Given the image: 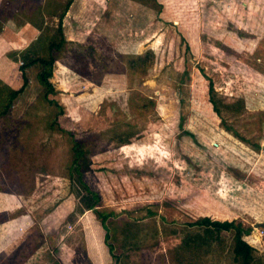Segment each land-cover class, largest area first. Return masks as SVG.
I'll list each match as a JSON object with an SVG mask.
<instances>
[{
	"label": "rangeland",
	"instance_id": "obj_1",
	"mask_svg": "<svg viewBox=\"0 0 264 264\" xmlns=\"http://www.w3.org/2000/svg\"><path fill=\"white\" fill-rule=\"evenodd\" d=\"M65 1L0 0L4 83L22 85L39 32L27 6L48 3L52 34ZM63 25L47 96L61 108L35 63L0 114V264H116L99 209L115 212L122 264H233L232 232L189 224L200 216L250 227L264 262V0H73Z\"/></svg>",
	"mask_w": 264,
	"mask_h": 264
},
{
	"label": "trees",
	"instance_id": "obj_2",
	"mask_svg": "<svg viewBox=\"0 0 264 264\" xmlns=\"http://www.w3.org/2000/svg\"><path fill=\"white\" fill-rule=\"evenodd\" d=\"M72 1L73 0H66L62 5V9L56 14H52L57 15V25L55 26L54 32L52 34L47 32L50 27L45 21L44 9L48 5V3L45 2L47 5L42 3L33 6H27L25 10V20L36 27L39 32L37 37L29 44V46L21 50L20 57L22 58V63L20 64V69L23 79L22 85L15 88L9 86L0 79V100L2 101L0 104V114H5L8 111L18 94L27 84L28 77L25 73V68L35 63L39 64L40 66L37 76L39 82L44 88L43 96L49 102H52L57 107L61 108L58 102L48 99L47 96L48 93L55 91L54 84L50 78L53 75L55 61L60 56V52L64 49L65 44L68 41L64 32L63 17L65 16V13L71 5ZM15 58L16 60L18 59L17 56H15ZM203 75L208 79L209 101L212 104L213 110L220 116L221 106L220 102L218 103V100L215 97L213 80L204 72ZM60 111L61 109H59L58 112ZM226 125V127H229L228 124ZM229 128L233 130V132L241 139L246 140L244 136L237 134L234 128ZM72 150L73 158L71 161V170L77 172L78 183L82 186L83 189L80 198L82 199L85 209H97L100 195L97 191L91 189V187L86 184L83 179V172L89 168V162L87 159L80 161L84 151L80 147L79 140L75 138L72 140ZM97 211L101 225L105 229L104 240L106 245L108 246V251L115 259L116 264H122L121 257L119 253L116 252L115 244L111 239L112 233L109 220L110 218L115 216V212L100 209ZM3 219L4 218L0 216V220ZM189 224L198 225L203 227L204 229H209V227H212L217 232H219L220 229L231 231V252L233 264H264V262H262L259 257L255 256L254 247L244 237L245 234H248L250 232V227L245 226L241 221H236L233 219L219 220L213 219L209 216H200L198 219L189 222Z\"/></svg>",
	"mask_w": 264,
	"mask_h": 264
},
{
	"label": "crops",
	"instance_id": "obj_3",
	"mask_svg": "<svg viewBox=\"0 0 264 264\" xmlns=\"http://www.w3.org/2000/svg\"><path fill=\"white\" fill-rule=\"evenodd\" d=\"M33 26V25H32ZM34 27V26H33ZM36 30H37V28L36 27H34ZM10 85V84H9Z\"/></svg>",
	"mask_w": 264,
	"mask_h": 264
}]
</instances>
